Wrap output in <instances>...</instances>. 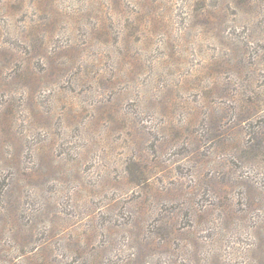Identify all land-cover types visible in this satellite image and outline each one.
I'll return each mask as SVG.
<instances>
[{
	"label": "rangeland",
	"instance_id": "374dc122",
	"mask_svg": "<svg viewBox=\"0 0 264 264\" xmlns=\"http://www.w3.org/2000/svg\"><path fill=\"white\" fill-rule=\"evenodd\" d=\"M0 264H264V0H0Z\"/></svg>",
	"mask_w": 264,
	"mask_h": 264
}]
</instances>
